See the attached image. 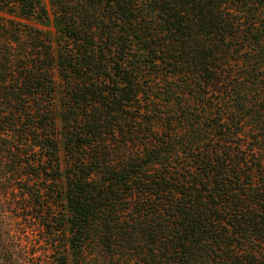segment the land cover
I'll use <instances>...</instances> for the list:
<instances>
[{
    "label": "trees",
    "instance_id": "16d2710c",
    "mask_svg": "<svg viewBox=\"0 0 264 264\" xmlns=\"http://www.w3.org/2000/svg\"><path fill=\"white\" fill-rule=\"evenodd\" d=\"M0 264H264V0H0Z\"/></svg>",
    "mask_w": 264,
    "mask_h": 264
}]
</instances>
